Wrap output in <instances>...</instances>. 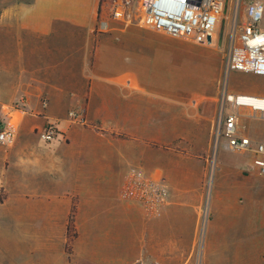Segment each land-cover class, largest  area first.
<instances>
[{
    "label": "crops",
    "instance_id": "crops-1",
    "mask_svg": "<svg viewBox=\"0 0 264 264\" xmlns=\"http://www.w3.org/2000/svg\"><path fill=\"white\" fill-rule=\"evenodd\" d=\"M99 1L33 0L1 13L0 112L19 124L13 145H0V188L18 201L63 202L66 229L86 217L72 226L75 264H264V178L249 155L232 158L242 175L215 182L198 242L208 116L176 97L205 84L194 78L207 65L192 54L197 44L115 21L100 31ZM231 73L253 84L231 92L264 96V76ZM257 121L243 117V132L261 141ZM48 123L59 132L51 143L39 137ZM132 166L169 186L157 217L120 197ZM227 184L236 187L222 192ZM53 260L45 264H68Z\"/></svg>",
    "mask_w": 264,
    "mask_h": 264
},
{
    "label": "built area",
    "instance_id": "built-area-1",
    "mask_svg": "<svg viewBox=\"0 0 264 264\" xmlns=\"http://www.w3.org/2000/svg\"><path fill=\"white\" fill-rule=\"evenodd\" d=\"M227 3L228 0H140L137 9L132 10L129 5L114 4L111 17L123 26L136 25L197 45H206L215 33ZM239 5L240 0H236L226 71L264 76V1L250 0L240 23H237ZM98 29L110 30L109 22L101 19ZM226 108L230 109V113L226 112ZM11 113L0 112V145L3 147L12 146L16 139L19 119ZM70 116L76 123H85L84 118L75 112H71ZM243 117L264 121V96L223 91L212 128L214 147L222 144L230 152L249 155L252 167L264 178V140H253L243 132ZM58 135L57 126L48 123L39 137L43 142L51 143ZM120 197L139 205L147 218H153L168 204L169 186L155 173L132 166L121 184ZM206 218L207 211L203 208L199 244L204 240Z\"/></svg>",
    "mask_w": 264,
    "mask_h": 264
},
{
    "label": "rangeland",
    "instance_id": "rangeland-1",
    "mask_svg": "<svg viewBox=\"0 0 264 264\" xmlns=\"http://www.w3.org/2000/svg\"><path fill=\"white\" fill-rule=\"evenodd\" d=\"M33 0H0V15L8 8H12L21 3H29ZM140 0H106L101 8L100 17L103 20L113 23L111 8L114 4L122 3L129 5L131 10L137 9ZM250 0H240L237 23H240L246 4ZM264 1V0H263ZM236 0H228L227 7L220 19L217 29L211 41L206 45H193V56H199V64L207 62L206 66L201 65L202 72L194 78L201 80L202 87H193L190 90L177 92V99L189 103L202 105L208 116V150L199 155L206 161L202 163V180L204 184V201L201 210L206 208L209 219L210 200L215 182L219 183V177L223 180L226 177L242 175L241 171L233 166V157L239 154L226 150L224 145L214 147L212 140V128L216 119L219 101L223 91L233 89H249L253 87L248 80L241 77H233L232 73L226 71L225 61L230 49V35L234 27V11ZM264 26V24H263ZM197 46V47H196ZM242 75V74H241ZM199 76V78H197ZM230 113V109L226 108ZM249 122V121H247ZM261 122V121H257ZM82 125V123H80ZM243 131L246 124L243 122ZM200 138H195V140ZM246 174V173H245ZM249 175L260 177V175L250 170ZM261 178V177H260ZM222 192H230L235 185H220ZM219 191V184L216 189ZM261 192L264 191L260 188ZM33 192V191H32ZM5 194L0 188V264H45L46 259H54L57 263L75 264L73 256L74 242L79 235L77 227L75 231L66 229L68 218L60 216L61 201H44L35 194L33 197L18 201ZM51 209V216L45 217L44 209ZM48 220V225L45 220ZM201 220V218H200ZM76 221V222H75ZM75 226L86 225V217H74ZM46 224V225H45ZM65 227V228H64ZM69 227V226H68ZM206 227H204L205 236ZM200 237V236H199ZM203 239V238H202ZM53 262H56L54 261Z\"/></svg>",
    "mask_w": 264,
    "mask_h": 264
},
{
    "label": "trees",
    "instance_id": "trees-1",
    "mask_svg": "<svg viewBox=\"0 0 264 264\" xmlns=\"http://www.w3.org/2000/svg\"><path fill=\"white\" fill-rule=\"evenodd\" d=\"M106 0H100L99 1V6H98V14H99V16H100V14H101V8H102V5H103V3L105 2ZM126 1H132V0H126ZM73 219L70 217L69 218V230H71L72 229V226H73Z\"/></svg>",
    "mask_w": 264,
    "mask_h": 264
},
{
    "label": "water",
    "instance_id": "water-1",
    "mask_svg": "<svg viewBox=\"0 0 264 264\" xmlns=\"http://www.w3.org/2000/svg\"><path fill=\"white\" fill-rule=\"evenodd\" d=\"M211 41V37L209 38V42Z\"/></svg>",
    "mask_w": 264,
    "mask_h": 264
}]
</instances>
